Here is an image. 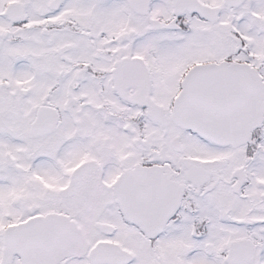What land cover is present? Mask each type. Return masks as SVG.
Masks as SVG:
<instances>
[{
    "label": "snow or ice",
    "instance_id": "1",
    "mask_svg": "<svg viewBox=\"0 0 264 264\" xmlns=\"http://www.w3.org/2000/svg\"><path fill=\"white\" fill-rule=\"evenodd\" d=\"M0 264H264V0H0Z\"/></svg>",
    "mask_w": 264,
    "mask_h": 264
}]
</instances>
